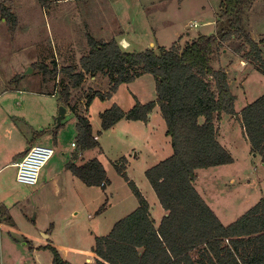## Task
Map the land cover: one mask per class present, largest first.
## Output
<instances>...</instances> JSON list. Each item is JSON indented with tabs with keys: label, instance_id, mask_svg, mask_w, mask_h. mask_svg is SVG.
Here are the masks:
<instances>
[{
	"label": "rangeland",
	"instance_id": "rangeland-1",
	"mask_svg": "<svg viewBox=\"0 0 264 264\" xmlns=\"http://www.w3.org/2000/svg\"><path fill=\"white\" fill-rule=\"evenodd\" d=\"M220 4L221 0H66L54 2L46 10L38 0H7L6 6L18 17V28L13 34L11 26L0 17V80L12 81L19 76L18 83L23 81L25 89L54 93L58 97L62 84L68 80L60 75L56 81L43 85L42 76L33 65L51 66L55 62L59 69H79L80 60L90 51L87 35L105 42L116 39L129 53L159 46L169 49L176 43L183 48L200 35L216 33ZM244 18L252 39L257 43L264 41V0H249ZM195 23L198 27H191ZM122 37L130 45L127 50L123 47L125 43L121 45ZM248 50L243 41L236 40L224 45L213 57V67L228 73L238 113L264 96V74L258 65L243 58ZM261 50L264 65V44ZM109 89L108 78L99 76L94 81L88 77L81 92H73L74 101L76 95L86 98L92 91L107 93ZM155 96V81L145 75L130 85L120 86L112 99H95L92 103L88 118L100 146L79 155L76 164L98 159L110 182L104 190L88 187L71 172L60 169L64 161L73 162L77 153L71 147L77 136L75 129L72 130L76 123L73 114L62 122L64 127L57 135L61 150L50 143L55 154L41 171L37 186L19 185L14 169L4 173L9 177V193L13 196L8 200L9 205H5L11 206L15 225L6 229L0 220V264H53V254L45 249L49 245L56 246L62 259L70 264H95V260L87 262L93 260L95 237L108 236L116 223L139 207L132 189L118 174L117 165L126 168L159 227L166 213L145 173L173 155L162 116L154 112L146 122L123 120L108 132H102L100 120V114L113 105L128 112L137 101L147 104ZM42 101L46 102L36 100V109H40ZM218 127L219 141L234 162L198 171L196 189L228 226L264 198V166L261 158L251 152L238 118L224 115ZM12 136L10 133L8 145L23 143L21 135L17 139ZM41 182L45 185L40 186ZM7 195L3 190L0 201ZM49 235H52L50 240H45ZM35 249L38 255L33 253Z\"/></svg>",
	"mask_w": 264,
	"mask_h": 264
},
{
	"label": "trees",
	"instance_id": "trees-1",
	"mask_svg": "<svg viewBox=\"0 0 264 264\" xmlns=\"http://www.w3.org/2000/svg\"><path fill=\"white\" fill-rule=\"evenodd\" d=\"M60 1L66 0H38V3L47 10ZM248 1L221 0L216 33L200 35L183 48L176 43L169 49L159 46L129 53L116 39L105 42L87 35L90 51L80 60V70L59 69L55 62L51 66L33 65L41 74L43 85L56 81L60 75L68 80L61 86L58 101L76 118L77 153L66 170L86 186L103 190L110 182L98 159L76 164L79 155L100 146L88 118L89 109L95 99L110 100L120 86L130 85L142 76L150 75L155 81L154 101L147 104L137 101L128 112L113 105L100 114V120L102 132H108L123 120L146 122L154 109L159 108L173 155L145 174L166 215L157 227L148 202L128 177L126 168L117 165L118 174L132 189L139 207L116 223L108 236L95 237V264H264V198L225 226L196 189L198 171L234 162L219 141L218 126L224 115L238 118L251 152L261 158L264 166V96L236 112L228 73L213 67L215 53L239 40L249 49L243 58L258 65L264 74L261 50L264 41L253 40L245 25ZM6 5L7 0H0V17L14 34L18 17ZM99 76L109 79V91H92L86 98L76 95L74 101L73 92H81L86 78ZM20 79L16 77L11 85L18 84ZM63 126L53 132L55 144ZM0 220L13 223L8 210L2 207ZM45 249L53 254V264H70L54 246Z\"/></svg>",
	"mask_w": 264,
	"mask_h": 264
},
{
	"label": "crops",
	"instance_id": "crops-1",
	"mask_svg": "<svg viewBox=\"0 0 264 264\" xmlns=\"http://www.w3.org/2000/svg\"><path fill=\"white\" fill-rule=\"evenodd\" d=\"M121 40H122L121 45L125 43L123 47L125 48V50H127V47L128 46L130 47L128 41L125 39V37L124 38L122 37ZM97 78H92V80L97 81ZM0 83L2 84L3 87V89L0 90V193L4 190L5 193L8 194L6 197H3L2 202L0 201V208L3 207L6 210H8L9 215L12 218L11 215L12 210L10 209L11 206H6L5 203L9 205L8 200H10V198H12L13 196L11 193H9L10 190L8 188L9 177H7L6 174L4 175V173L10 169H14L17 171V169L14 167V164L25 156L26 154L25 151L28 147L34 145L52 147L50 146L51 143V145L52 144L55 145L54 148L61 150L62 146L61 145L59 146L58 143L57 144L54 143L53 132L56 130L55 126H56V119L58 116V110L62 106V104H60V102L58 101V97L54 93H44L43 91H39V90L25 89L23 87V81H21L18 84L11 85V80L1 79ZM38 99L46 100V102L42 101L39 103V106H41L40 109H36L35 106V104H37L36 100ZM155 99L156 96L154 97L153 101ZM43 106H44L43 113L41 114L40 111H42L41 109ZM154 112L155 115H161L159 109L155 108L149 119L152 118ZM70 115H72V113L69 109H67V114L65 119ZM63 123L62 125H64ZM9 127H12V129L9 130ZM73 127L72 130L75 129V134H76V123L73 124ZM114 128L115 127H113L110 131L114 130ZM10 133H12L13 135L12 138L14 139H17L18 137L17 135H21L23 143L17 146H14L11 143L10 145H8L7 141H10L9 138ZM59 135L60 132L58 133V137ZM47 142L49 145L46 144ZM40 143L43 144L45 143V145H41ZM73 144H75V142L71 144V147L75 150L76 145L75 147H73ZM68 164H69V160L64 161L60 169L69 172L66 170V166ZM51 180H53L52 176L50 177V181ZM44 185L45 182L40 183V186H44ZM14 204L15 203H13V205ZM12 221H13L12 224L3 221L6 229L15 225L13 218ZM51 237L52 235H49L48 238H46V236L44 238L45 240L49 241ZM36 249L34 250L33 253L38 255L37 252L38 250ZM92 255H93V260L90 259L87 262L89 261L94 262L95 255L94 254Z\"/></svg>",
	"mask_w": 264,
	"mask_h": 264
},
{
	"label": "built area",
	"instance_id": "built-area-1",
	"mask_svg": "<svg viewBox=\"0 0 264 264\" xmlns=\"http://www.w3.org/2000/svg\"><path fill=\"white\" fill-rule=\"evenodd\" d=\"M191 27H198L195 23ZM75 147V144H73ZM55 151L48 146H31L25 156L14 164L17 169L16 181L27 188L39 184L40 174L48 162L54 157Z\"/></svg>",
	"mask_w": 264,
	"mask_h": 264
},
{
	"label": "water",
	"instance_id": "water-1",
	"mask_svg": "<svg viewBox=\"0 0 264 264\" xmlns=\"http://www.w3.org/2000/svg\"><path fill=\"white\" fill-rule=\"evenodd\" d=\"M32 72V70H30ZM66 114H67V109L63 106H61L59 108V113H58V117H57V121H56V126H55V129H59L62 122L65 120V117H66ZM30 150V147H28L25 151V153H27L28 151ZM46 238H48V236H46Z\"/></svg>",
	"mask_w": 264,
	"mask_h": 264
}]
</instances>
